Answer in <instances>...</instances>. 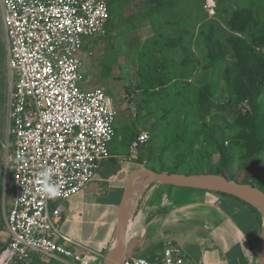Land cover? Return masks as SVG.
<instances>
[{"label":"built area","instance_id":"built-area-1","mask_svg":"<svg viewBox=\"0 0 264 264\" xmlns=\"http://www.w3.org/2000/svg\"><path fill=\"white\" fill-rule=\"evenodd\" d=\"M0 5L8 50V135L13 148L6 160L13 168V205L5 218L9 242L0 251V264H31L33 255L64 264H102L101 251L62 234L59 203L83 192L102 162L112 157L118 112L101 90L85 91L80 86L84 40L106 36L108 3L0 0ZM242 111L247 112V102ZM150 138L148 132L140 134L131 151ZM45 169L58 188L56 197L45 191L41 175ZM53 203L59 205L53 208ZM171 245L161 259L132 254L121 264H182L181 249Z\"/></svg>","mask_w":264,"mask_h":264},{"label":"trees","instance_id":"trees-1","mask_svg":"<svg viewBox=\"0 0 264 264\" xmlns=\"http://www.w3.org/2000/svg\"><path fill=\"white\" fill-rule=\"evenodd\" d=\"M159 1L150 0L151 7L164 8ZM108 6L109 25L114 11ZM257 17L252 6H237L227 21L225 39L216 31L214 23L206 27L200 23L196 34L180 33L173 38L159 31L147 41L149 45L142 53L136 88L141 91L143 104H148L150 98L158 103L157 110L150 111L148 116L164 103V90L174 88L173 97L181 98L179 105L164 114L170 124L153 129L154 139H159L161 129L174 128V132L168 143L161 146L163 154L169 156L161 157L160 170H151L226 176L237 165V175L228 178L254 185L264 192V20ZM187 39L190 44L186 43ZM196 44L205 48L207 56L203 69L208 73L200 78V84L193 83L201 67L192 52ZM220 73L225 84L223 93L227 98L224 99L217 97ZM245 102L247 112L243 113ZM172 111L176 114L173 118ZM142 133L144 130L132 135L129 145ZM166 152L177 153L171 163L168 161L171 154ZM215 155L219 156L216 163L212 160ZM145 168L150 169L146 165ZM213 194L243 203L254 213L258 225L262 224L256 208L233 196Z\"/></svg>","mask_w":264,"mask_h":264},{"label":"rangeland","instance_id":"rangeland-1","mask_svg":"<svg viewBox=\"0 0 264 264\" xmlns=\"http://www.w3.org/2000/svg\"><path fill=\"white\" fill-rule=\"evenodd\" d=\"M106 1L114 11L112 20L107 27L106 36L84 40L83 51L80 54L83 59V67L81 69L83 80L80 86L85 91L101 90L110 100L111 106L118 112L114 123L115 136L110 144L111 153L119 159H133L138 163H144L150 169L160 170L162 167L161 157L167 158L169 156L168 154H163L161 146L168 143L174 128L161 129L160 131L163 133L161 132L159 139H154L153 129L157 125L166 126L170 124V121L164 119V114L168 113V110H173L176 104L179 105L181 98L178 96L173 97L174 88L164 90V103L158 107L156 113L150 117L148 116L150 111L157 110L155 105L158 103L153 98H150L148 104H143L141 91L136 88V83H139L138 70L143 58L142 53H144L145 47L149 45L147 41L159 31H162L165 37L170 34L174 35L177 31L184 34L189 32V35L193 32L196 34L200 23H203L205 27L214 23L216 31L225 39L228 32L226 24L231 11L237 6H252L256 17L258 16L257 19L264 20V0H160V5L164 6L162 9L156 6L151 7L152 3L150 0ZM2 22L0 5V26H2ZM178 35L176 34V36ZM186 43L190 44L189 39H187ZM192 52L201 64L199 72L193 79V83L200 84V78L208 73L203 69V65L207 60L206 51L203 46L196 44L192 47ZM217 79L220 81V90H218L217 97L219 99L227 98L226 94L223 93L225 84L221 81V73L217 76ZM170 115L173 118L172 116L176 114L172 111ZM2 120L0 118V130L4 131ZM5 128L3 137H0L5 142L4 146L2 144L0 146L2 151H0L2 153L1 174L3 176L0 187L1 226L5 223L3 209L4 207L9 208L11 204L10 190L5 189L4 176L6 175L9 184L13 175L12 166L6 165L7 127ZM142 130L151 134L153 140L143 149L140 147L135 152H132L130 149L131 145H129L131 137ZM166 153L171 154L170 152ZM12 154L10 150V155L12 156ZM176 155L177 153L171 154V159L168 161L171 163ZM212 160L214 163L218 162L219 156L215 155ZM262 163L264 166V161ZM237 172L238 166L235 165L228 171L226 176L232 178V176L237 175ZM164 189L170 191V200L176 206L189 203L194 194L199 196L204 194L202 191L189 188L164 186ZM200 197L204 198L203 195ZM222 197L214 194L213 197H209L210 202H208L216 207L221 201L219 198ZM229 208L232 209L233 207L229 206ZM235 220L242 231V233H239L242 243L250 248V240L253 242L254 239L252 235H259V230L262 231V224L258 225L257 220L250 219L245 210H241L239 218ZM200 225L202 226V224ZM200 231L203 230L200 229ZM206 232L210 233V231ZM189 242V245L184 240L180 242L186 264H192V260L198 259L201 253L200 245L198 246V244L190 240ZM137 256L149 258L148 255L137 254ZM33 261V264H64L58 260L38 255H33Z\"/></svg>","mask_w":264,"mask_h":264},{"label":"crops","instance_id":"crops-1","mask_svg":"<svg viewBox=\"0 0 264 264\" xmlns=\"http://www.w3.org/2000/svg\"><path fill=\"white\" fill-rule=\"evenodd\" d=\"M180 33L177 31L174 35H170L176 38V34ZM9 87L8 50L6 32L2 22L0 26V118L3 119L4 131L0 130V137H3L5 127H7L6 160L11 156L10 150L13 153L11 138L8 135ZM1 144L4 146L5 142L0 138V146ZM1 152L0 187L3 177ZM112 161L115 164L109 166L107 175L119 166L121 168L108 179L101 178L100 173H105L102 164ZM102 164L97 176L83 192L59 204L63 208L60 222L62 234L90 249L101 251L105 258L114 242L118 214L125 194V184L132 175L146 168L144 163H138L133 159H119L113 154ZM4 177L5 189L10 190L11 197L10 207L3 209L6 218L7 212L13 205V187L12 180L8 184L6 175ZM7 185H9L8 188ZM202 195L204 198L200 197ZM202 195L194 194L189 203L176 206L170 200V191L165 190L163 185H151L134 211L132 226L131 223L129 225L128 255H148L149 258H143L155 261L162 258L163 251L169 242L171 246L181 249V240L187 242V245L190 240L201 247L199 258L193 259L192 264H256L261 230L258 236L252 235L254 239L253 242L250 240V248L246 247L239 235L242 233L240 226L235 220L239 218L241 210H245L250 219L256 220L254 213L246 205L233 198H219L221 201L215 207L209 203V197H213V193L204 192ZM59 204L53 203L52 207L56 208ZM205 231H210V233H205ZM8 237L5 220L4 225H0V251L7 246ZM182 259V264H186L183 251ZM33 262L32 260L31 264Z\"/></svg>","mask_w":264,"mask_h":264},{"label":"water","instance_id":"water-1","mask_svg":"<svg viewBox=\"0 0 264 264\" xmlns=\"http://www.w3.org/2000/svg\"><path fill=\"white\" fill-rule=\"evenodd\" d=\"M114 164V161L102 164L105 173H100L101 178L108 179L112 174L119 171L120 166L110 175L106 174L109 166H114ZM153 184L225 194L256 208L262 217V231L256 264H264V192L260 188L251 184L233 181L226 176L217 174L187 175L169 172L159 173L151 169L140 170L127 180L125 194L118 214L114 242L102 264H121L128 255L127 239L129 225L141 197Z\"/></svg>","mask_w":264,"mask_h":264},{"label":"clouds","instance_id":"clouds-1","mask_svg":"<svg viewBox=\"0 0 264 264\" xmlns=\"http://www.w3.org/2000/svg\"><path fill=\"white\" fill-rule=\"evenodd\" d=\"M42 178L45 182V191L50 197H56L59 195L58 188L51 182V172L48 169L43 170L41 173Z\"/></svg>","mask_w":264,"mask_h":264},{"label":"bare ground","instance_id":"bare-ground-1","mask_svg":"<svg viewBox=\"0 0 264 264\" xmlns=\"http://www.w3.org/2000/svg\"><path fill=\"white\" fill-rule=\"evenodd\" d=\"M133 223V222H132ZM132 223H131V226H132Z\"/></svg>","mask_w":264,"mask_h":264}]
</instances>
